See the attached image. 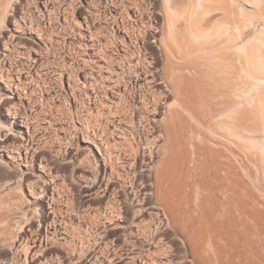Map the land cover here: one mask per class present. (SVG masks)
I'll return each instance as SVG.
<instances>
[{"label": "bare ground", "instance_id": "obj_1", "mask_svg": "<svg viewBox=\"0 0 264 264\" xmlns=\"http://www.w3.org/2000/svg\"><path fill=\"white\" fill-rule=\"evenodd\" d=\"M0 264H264V0H0Z\"/></svg>", "mask_w": 264, "mask_h": 264}]
</instances>
